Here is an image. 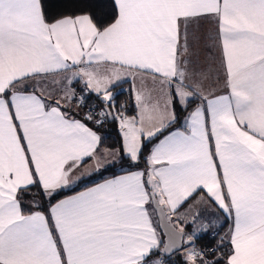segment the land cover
<instances>
[{
    "label": "snow or ice",
    "instance_id": "6c2138e0",
    "mask_svg": "<svg viewBox=\"0 0 264 264\" xmlns=\"http://www.w3.org/2000/svg\"><path fill=\"white\" fill-rule=\"evenodd\" d=\"M0 264H264V0H0Z\"/></svg>",
    "mask_w": 264,
    "mask_h": 264
},
{
    "label": "trees",
    "instance_id": "16d2710c",
    "mask_svg": "<svg viewBox=\"0 0 264 264\" xmlns=\"http://www.w3.org/2000/svg\"><path fill=\"white\" fill-rule=\"evenodd\" d=\"M121 99H125V97H121ZM109 127L111 128V126ZM115 143H116V133H115V130H112L109 138L104 141V146H113L115 145ZM70 194L72 193L70 192L62 193V195H70Z\"/></svg>",
    "mask_w": 264,
    "mask_h": 264
},
{
    "label": "crops",
    "instance_id": "0c3cea01",
    "mask_svg": "<svg viewBox=\"0 0 264 264\" xmlns=\"http://www.w3.org/2000/svg\"><path fill=\"white\" fill-rule=\"evenodd\" d=\"M126 86H128V85H126ZM218 88H222V82H221L220 85H218ZM70 195H71V194H70Z\"/></svg>",
    "mask_w": 264,
    "mask_h": 264
},
{
    "label": "built area",
    "instance_id": "2783aa9c",
    "mask_svg": "<svg viewBox=\"0 0 264 264\" xmlns=\"http://www.w3.org/2000/svg\"><path fill=\"white\" fill-rule=\"evenodd\" d=\"M124 87H125L126 89L128 88V86H126V85H125ZM125 98H126V97H125Z\"/></svg>",
    "mask_w": 264,
    "mask_h": 264
}]
</instances>
